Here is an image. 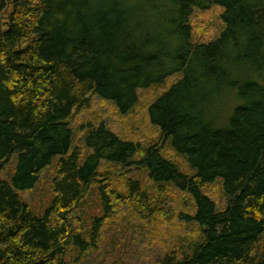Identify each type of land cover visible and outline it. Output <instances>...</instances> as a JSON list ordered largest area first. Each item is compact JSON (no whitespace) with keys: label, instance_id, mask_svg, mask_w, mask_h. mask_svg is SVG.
<instances>
[{"label":"trees","instance_id":"16d2710c","mask_svg":"<svg viewBox=\"0 0 264 264\" xmlns=\"http://www.w3.org/2000/svg\"><path fill=\"white\" fill-rule=\"evenodd\" d=\"M214 7L222 32L193 42V11ZM149 89H162L145 111L149 146L101 123L73 147L70 122L91 97L126 116ZM14 155L0 180V264L96 248L100 221L87 228L81 212L92 187L104 216L127 207L149 223L159 200L123 175L131 167L157 194L183 193L178 218L193 228L156 264H264V0H0V173ZM52 164L53 199L35 216L21 193ZM216 183L221 203L206 191Z\"/></svg>","mask_w":264,"mask_h":264},{"label":"rangeland","instance_id":"374dc122","mask_svg":"<svg viewBox=\"0 0 264 264\" xmlns=\"http://www.w3.org/2000/svg\"><path fill=\"white\" fill-rule=\"evenodd\" d=\"M221 13L222 10L218 7L208 11H193L190 18L193 42L206 43L218 37L223 30ZM175 80L176 78H171L168 81L172 83ZM161 92L162 89L139 91L138 105L126 116L119 115L113 104L104 102L97 97H91L89 108L75 116L70 122V128L74 135L73 147L81 149L83 146L84 129L81 128L83 125L89 124L93 127L101 123L110 132L125 140L139 143L144 147L149 146L157 139L155 136L157 130L150 126L145 111L147 103ZM85 153L86 151L83 150L82 154ZM176 160L181 162L179 158ZM16 164L17 155H14L0 173V180H7L10 183ZM135 168L131 167L123 175L137 180L151 199L152 197L158 198L159 202L155 203L156 206L153 209V211L159 212L156 214L157 218L151 216L152 219L147 223L137 217L134 210L128 211L127 207L121 208L115 214L109 213L108 216H104L99 190L92 187L82 203L81 212L87 228H91L94 222L97 224L100 221L101 229L96 248L89 249L81 256H78L75 249H72L65 264H156V258L165 253V246L168 243H174L175 237L173 236L177 230H182L185 234L191 232V229L193 230L192 226H186L178 218L179 214L188 212L183 193L171 189L172 191L168 195L157 194L155 186L144 172ZM182 169L186 170L183 164ZM54 175L55 168L52 164L41 173L39 182L33 190L21 193L22 198L35 216L42 215L50 206L53 199L51 180ZM111 180H115V178H111ZM111 188L120 194L125 193L123 184L117 181L111 182ZM206 191L215 199H221L219 198V184L207 187ZM173 204L176 205L173 207Z\"/></svg>","mask_w":264,"mask_h":264}]
</instances>
